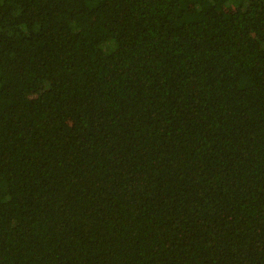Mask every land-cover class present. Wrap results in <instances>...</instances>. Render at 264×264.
<instances>
[{"label": "trees", "instance_id": "16d2710c", "mask_svg": "<svg viewBox=\"0 0 264 264\" xmlns=\"http://www.w3.org/2000/svg\"><path fill=\"white\" fill-rule=\"evenodd\" d=\"M0 264H264V0H0Z\"/></svg>", "mask_w": 264, "mask_h": 264}]
</instances>
